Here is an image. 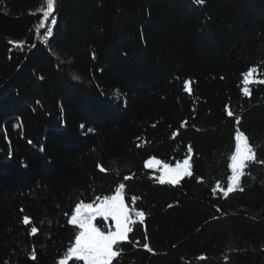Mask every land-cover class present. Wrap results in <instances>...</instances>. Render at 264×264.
<instances>
[{"label": "trees", "instance_id": "16d2710c", "mask_svg": "<svg viewBox=\"0 0 264 264\" xmlns=\"http://www.w3.org/2000/svg\"><path fill=\"white\" fill-rule=\"evenodd\" d=\"M41 4L0 0V264H58L75 204L121 183L145 221L113 264H264V164L223 195L237 127L264 160V85L242 92L264 78V0H58L38 30ZM186 156L176 186L145 167Z\"/></svg>", "mask_w": 264, "mask_h": 264}, {"label": "snow or ice", "instance_id": "6c2138e0", "mask_svg": "<svg viewBox=\"0 0 264 264\" xmlns=\"http://www.w3.org/2000/svg\"><path fill=\"white\" fill-rule=\"evenodd\" d=\"M57 3L58 0H42L39 9L40 13H42V19L39 21L38 30L45 27V22L49 21L50 17H52L50 25H56L57 20L53 13L56 11ZM192 3L199 6L203 5L205 0H192ZM46 34L48 37L53 35L52 27L47 28ZM17 46L21 45L18 44ZM243 76L245 87L242 89V92L244 96L250 97L251 95V89L248 85H264V78H261V72L257 67L250 68ZM73 79H78V77L73 76ZM184 87L186 91L191 93L190 82L186 81ZM227 115L232 117L234 114L231 110H228ZM235 123L237 125L240 124L239 118H236ZM184 125H186V122L182 124V126ZM234 141V152L229 157L231 176L229 177L227 189L223 191L225 197L236 190L243 191L241 178L245 176V169L250 166L249 162L264 164V160L257 158L256 150L249 144V138L239 127L235 131ZM137 146L139 147V145ZM191 151V146H189L188 153H191ZM145 167L159 172V175L153 178L161 185H179L183 178L191 177L193 174L190 156H186L182 163H176L174 167L159 159L151 158L147 160ZM98 168L101 172L106 171L100 165H98ZM124 179L128 180L131 177H124ZM125 187L126 185L121 183L116 188L114 195L104 196L103 198L97 196L95 198L96 202H78L75 204L74 213L70 216L68 223L78 229V231L75 232L74 243L67 248L64 257L59 260L58 264H69V261L73 259L83 262V264H113V260L121 255L122 249L118 248L117 245L122 242H128L129 234L133 231V226L137 225V223L143 225L145 221V213L143 211L130 208L126 204ZM213 191L215 192L216 190L213 189ZM129 199L132 204H135L139 197L131 196ZM97 217H102L104 221H113L114 227L101 230L95 223ZM23 223L28 225L30 218L25 216ZM37 232V227L33 226L30 228V234L35 235ZM145 240H147L146 235ZM135 243L138 245L139 241ZM142 247L148 252L153 253V249L148 243H144ZM30 258L32 260L36 259L34 250ZM200 259H204V257H200Z\"/></svg>", "mask_w": 264, "mask_h": 264}, {"label": "rangeland", "instance_id": "374dc122", "mask_svg": "<svg viewBox=\"0 0 264 264\" xmlns=\"http://www.w3.org/2000/svg\"><path fill=\"white\" fill-rule=\"evenodd\" d=\"M157 159V158H156ZM170 166H172V165H170ZM172 167H174V166H172ZM148 169V168H147ZM149 170H154V169H149ZM159 175V172H158V174L156 175V176H158ZM115 194V193H114ZM113 194V195H114ZM135 218V217H134ZM97 219H103L102 217H97ZM106 222V229H101V230H107V228H110V227H114V222L113 221H111V220H108V221H105ZM95 223H96V221H95ZM97 225V224H96ZM97 227H99L98 225H97ZM100 228V227H99Z\"/></svg>", "mask_w": 264, "mask_h": 264}]
</instances>
